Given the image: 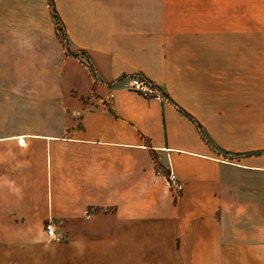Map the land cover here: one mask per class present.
Returning a JSON list of instances; mask_svg holds the SVG:
<instances>
[{
	"label": "crops",
	"instance_id": "0c3cea01",
	"mask_svg": "<svg viewBox=\"0 0 264 264\" xmlns=\"http://www.w3.org/2000/svg\"><path fill=\"white\" fill-rule=\"evenodd\" d=\"M52 2L0 0V264H264V0Z\"/></svg>",
	"mask_w": 264,
	"mask_h": 264
},
{
	"label": "built area",
	"instance_id": "2783aa9c",
	"mask_svg": "<svg viewBox=\"0 0 264 264\" xmlns=\"http://www.w3.org/2000/svg\"><path fill=\"white\" fill-rule=\"evenodd\" d=\"M128 88L142 95L145 98H152L159 101L165 100V95L161 93L158 87L150 79L134 75L129 77ZM114 97L113 92L109 93L104 103L108 104ZM156 166V165H155ZM157 175L161 176L174 196H179L183 192V184L179 178L168 167L156 166ZM45 234L48 238L55 239L54 225L51 221H47L44 225Z\"/></svg>",
	"mask_w": 264,
	"mask_h": 264
},
{
	"label": "trees",
	"instance_id": "16d2710c",
	"mask_svg": "<svg viewBox=\"0 0 264 264\" xmlns=\"http://www.w3.org/2000/svg\"><path fill=\"white\" fill-rule=\"evenodd\" d=\"M49 4L51 6V10H52V14H53V18L55 19V23H56V26H59V29H61V36L63 37L61 40L63 41V44L66 46V40H65V35H64V32H63V25L55 11V8L53 7V2L52 0H49ZM67 47V46H66ZM68 49V47H67ZM74 55H77L76 53H73ZM264 153V152H263Z\"/></svg>",
	"mask_w": 264,
	"mask_h": 264
},
{
	"label": "rangeland",
	"instance_id": "374dc122",
	"mask_svg": "<svg viewBox=\"0 0 264 264\" xmlns=\"http://www.w3.org/2000/svg\"><path fill=\"white\" fill-rule=\"evenodd\" d=\"M261 11H262V14L264 15V8H262L261 9ZM57 31H58V33H59V37H60V39H62L63 37L61 36V29H59V26H57ZM63 40V39H62ZM66 43H67V41H66Z\"/></svg>",
	"mask_w": 264,
	"mask_h": 264
}]
</instances>
